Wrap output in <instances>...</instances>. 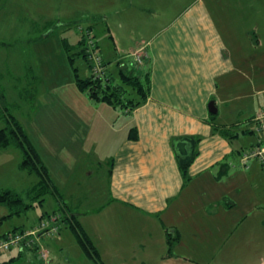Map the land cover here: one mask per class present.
Returning <instances> with one entry per match:
<instances>
[{"label": "crops", "instance_id": "0c3cea01", "mask_svg": "<svg viewBox=\"0 0 264 264\" xmlns=\"http://www.w3.org/2000/svg\"><path fill=\"white\" fill-rule=\"evenodd\" d=\"M142 2L144 63L119 57L107 64L109 71L117 65L149 72L148 100L126 109L119 127L105 122L101 110L88 112L100 113L112 132H125L110 160L111 199L96 219L108 209L112 225L137 234L134 242L145 257L201 264L196 249L204 244L207 261L253 253L252 264H263L264 171L259 159L243 165L241 155L257 145L253 118L264 107V0ZM110 74L117 82V74ZM212 100L218 107L214 120ZM76 113L83 117L86 111ZM230 128L231 139L223 133ZM184 136L196 140L188 180L174 149V140ZM169 234L178 236L173 255Z\"/></svg>", "mask_w": 264, "mask_h": 264}, {"label": "rangeland", "instance_id": "374dc122", "mask_svg": "<svg viewBox=\"0 0 264 264\" xmlns=\"http://www.w3.org/2000/svg\"><path fill=\"white\" fill-rule=\"evenodd\" d=\"M142 4V0H0V94L6 99L0 101V128L7 125L6 112L21 122L66 204L83 213L79 219L105 264H181L175 259L164 262L157 256L145 257L144 247L134 242L137 234L119 223L112 225L108 209L99 219L94 214L110 202V160L125 134L112 132L106 124L123 125L126 108L81 93L75 69L83 79L92 72L78 53L85 49L84 31L93 29L107 63L119 57L128 64L137 63L133 53L147 39ZM116 66L110 71L119 78ZM92 109L108 116L105 125L100 113H88ZM80 110L86 111L83 117L76 116ZM232 139L236 144L237 138ZM22 160L20 148H0V193L13 190L35 206L8 217L10 207L0 204V235L28 233L49 215L64 214L54 193L44 195L41 205V197L29 195L40 177L22 169ZM58 227L57 236L38 239L22 254L19 249L0 254V264H96L83 251L67 220L61 218ZM113 245L120 246L119 251ZM41 250L47 251L48 261L39 254ZM196 250L201 264H252L254 258L251 253L231 262H212L206 260L204 244ZM14 257L19 258L10 262Z\"/></svg>", "mask_w": 264, "mask_h": 264}, {"label": "trees", "instance_id": "16d2710c", "mask_svg": "<svg viewBox=\"0 0 264 264\" xmlns=\"http://www.w3.org/2000/svg\"><path fill=\"white\" fill-rule=\"evenodd\" d=\"M89 30L92 31V33L94 34L93 29H89ZM86 31H84V37ZM94 38H95V34H94ZM96 45L97 48L100 50V45L97 41H96ZM86 52H87V48H86V39H85V49L79 52L78 54L82 55L85 58V61H87V64L91 69V65L88 60ZM71 57L73 59L74 56L72 55ZM75 71H76L75 73L76 84L78 88L80 89V91L86 92L89 95V97L94 101L100 103H106L112 106L121 105L127 110L131 111L141 106L148 100L151 89V77L149 72H145L144 74L141 75L129 71L125 67H119V73H118L119 78L118 81L116 82V79L111 76L110 71L107 73L106 81L96 80L93 75L83 79L77 73V69H75ZM4 98H5L4 93L0 94V101L3 100L6 101V99ZM215 117L216 115L212 114V120H214ZM5 119L7 121V125L3 128H0V148H7L10 146H16L20 148L23 153V160L20 163V167L22 169L28 170L31 173H36L40 177V181L37 183L35 187H33L29 191V195L31 196L32 194H34L33 195L34 198L38 196L41 197L38 201L39 205H41L44 201V195H46L48 192L54 193L58 197L59 202L61 204V209L64 213L62 217L61 214H59L60 216H59V220L57 221V224L59 223L61 218L67 220L70 223L78 239V242L81 245L85 254L89 258H91L96 264H105L99 249L94 244L89 234L85 231L84 226L79 220V216L81 214L72 210V208L68 206L64 201L63 196L60 194L57 186L54 184V181L50 176L47 166L40 158L35 146L31 142L21 122L13 114L7 112L5 115ZM231 130L232 129L230 128V129H224L223 131V133L230 139H231L230 133H232ZM134 131H135L134 134H131L130 137L131 139L135 140L138 138V135L136 133L137 130L135 128ZM181 169L184 176L186 177V180L190 179V176L188 175V166H181ZM0 204L7 205L10 207L11 213L8 215V217L13 216L14 214H20V212H22L23 210H27L28 208L35 206V204H29L25 202L23 197H21L17 192L10 189L4 190L0 193ZM51 215H49L47 218H50ZM39 226L33 230H36L37 228H39ZM57 233H59V230ZM57 233H47L45 231H39L37 234L38 235L37 239L35 240L34 243H32L31 246L33 247L34 244L38 241V239H42L46 235L57 236ZM6 235L7 234L0 236L3 237ZM177 241H178V236H171V234L168 235L169 255H173V250L175 248V244ZM10 251L4 253H8ZM19 251L22 254L24 252V249L23 250L19 249ZM19 257L11 258L10 262L17 260Z\"/></svg>", "mask_w": 264, "mask_h": 264}, {"label": "built area", "instance_id": "2783aa9c", "mask_svg": "<svg viewBox=\"0 0 264 264\" xmlns=\"http://www.w3.org/2000/svg\"><path fill=\"white\" fill-rule=\"evenodd\" d=\"M87 57L91 65L92 75L96 80L106 81L107 73L109 72V66L106 64L100 50L97 48L96 40L92 31L87 30L85 34ZM136 62L138 64L144 63L146 59V54H144V47L138 48L134 53ZM254 127L253 132L259 137V143L252 149L243 152L241 155V162L246 167L250 160L258 158L261 162L262 169L264 170V141H263V131H264V107L258 112V114L253 118ZM59 220L58 215H53L50 218H45L42 220L39 228L31 232L22 233H8L6 236H0V253H4L13 249L23 250L29 248L32 243L38 237L39 231H45L47 233H57L59 230L57 221ZM40 254L45 261H48V253L45 250H41ZM264 264V263H263Z\"/></svg>", "mask_w": 264, "mask_h": 264}, {"label": "water", "instance_id": "95a60500", "mask_svg": "<svg viewBox=\"0 0 264 264\" xmlns=\"http://www.w3.org/2000/svg\"><path fill=\"white\" fill-rule=\"evenodd\" d=\"M209 111L212 114L218 112V107L214 100L209 103ZM196 140L189 136H184L174 140V149L178 162L181 166H188L192 164L196 157Z\"/></svg>", "mask_w": 264, "mask_h": 264}]
</instances>
